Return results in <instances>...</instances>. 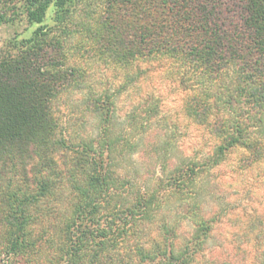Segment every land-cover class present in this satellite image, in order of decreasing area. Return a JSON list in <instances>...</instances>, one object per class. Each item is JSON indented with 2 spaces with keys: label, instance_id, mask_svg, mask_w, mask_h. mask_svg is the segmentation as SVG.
I'll list each match as a JSON object with an SVG mask.
<instances>
[{
  "label": "trees",
  "instance_id": "1",
  "mask_svg": "<svg viewBox=\"0 0 264 264\" xmlns=\"http://www.w3.org/2000/svg\"><path fill=\"white\" fill-rule=\"evenodd\" d=\"M23 22L37 25L31 36L0 51V233L12 252L55 218L47 232L63 235L65 264H202L218 219L207 217L204 176L237 150L264 160V0H0V26ZM92 59L122 79L116 93L90 84ZM155 64L188 94L186 116L212 145L136 188L117 152L153 127L140 132L131 115L114 135L116 97ZM73 93L85 94L98 137L73 139L58 108ZM167 193L193 229L180 246L176 224L164 219L160 238L148 229Z\"/></svg>",
  "mask_w": 264,
  "mask_h": 264
},
{
  "label": "rangeland",
  "instance_id": "2",
  "mask_svg": "<svg viewBox=\"0 0 264 264\" xmlns=\"http://www.w3.org/2000/svg\"><path fill=\"white\" fill-rule=\"evenodd\" d=\"M52 11L48 13L47 23H52ZM36 27L26 22L1 25L0 51L17 35L20 39L30 37ZM85 68L90 84L98 91L108 89L116 93L122 84V79L116 77L117 73L104 62L92 59L86 62ZM187 97L176 79L158 64L152 66L148 74L139 78L128 91L117 95L114 135L122 133L130 123L131 115H136L135 122L140 126V132L148 130L146 127L149 125L153 127L141 134L136 147L122 148L121 142L117 152V167L136 178V188H155L161 179L166 178L162 163L167 162L168 169H173L189 157L203 156L212 145L209 133L187 118ZM84 98V93H73L58 104L67 128L77 141L82 137L96 138L100 134L99 119L88 115ZM155 105L159 106L160 112L159 116L152 117ZM149 119L151 124H147ZM140 123L145 124L141 126ZM201 187L207 217H218L202 264H264V160L252 164L246 152L234 151L220 167L204 176ZM67 190L66 185L62 187L63 193ZM163 194L162 209L158 210L148 229H152V236L156 238L160 233L158 226L164 219L176 224L180 246L181 240L191 236L192 225L185 218L186 207L183 208L181 199L172 193ZM58 205L59 208L64 207L61 202ZM48 219L31 226L30 239L35 244L20 253L12 252L0 233V264H65L63 235L55 232L56 228L51 233L47 232V228L56 221L55 218L50 222Z\"/></svg>",
  "mask_w": 264,
  "mask_h": 264
}]
</instances>
